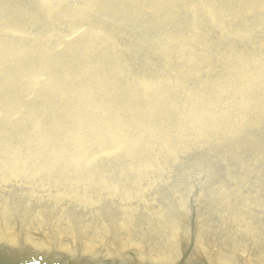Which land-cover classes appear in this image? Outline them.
<instances>
[{
	"label": "rangeland",
	"instance_id": "374dc122",
	"mask_svg": "<svg viewBox=\"0 0 264 264\" xmlns=\"http://www.w3.org/2000/svg\"><path fill=\"white\" fill-rule=\"evenodd\" d=\"M218 1L174 0L172 18L160 21L147 12L127 17L119 3H114L116 9L112 10L114 4L103 9L86 0H0V146L11 148L18 140L36 144L39 141L31 117L38 116L41 127L49 126L51 116L57 112L55 119L63 121L59 112L65 108L69 96L76 97L77 101L86 100L84 109L92 108L94 103L95 111H90L88 117L98 115L86 120H92L90 124L83 121L77 126L98 127L110 133V137L116 133L124 138L123 134L127 133L147 156L139 153L141 162L144 159H151L152 163L166 162L163 147L173 146L176 154L170 157L161 173L167 175L172 168L181 167L184 174L170 177L169 183H178L185 191L183 208V204H178L171 211L159 214L164 218L158 223V220H145L146 208L151 203L145 204V210L139 205L138 209L131 207L126 222L137 220L134 230L125 227L119 216L107 212L103 204L92 207L81 202L84 198L78 194L83 190L69 182L61 181L55 188L51 182L40 183L39 179L31 183L23 180L25 185L14 180L0 181V199H5L4 206L33 209L31 212L85 223L89 222L83 212L96 211V220H101L103 226L145 233L152 224L157 225L154 233L160 232L165 237L172 231L165 222L175 221L178 210L185 209L181 220L190 227L192 223L193 227L200 226L208 234L197 241L264 250V83L259 80L263 76L264 26L238 32L233 24L234 13L240 17L239 11L249 0H224L225 5L217 6ZM220 11L226 24L222 17L212 19ZM227 12L232 18L225 17ZM257 13L264 18V10ZM79 14L89 15L92 23H78ZM246 18L250 23L253 21L251 16ZM90 44L94 49L88 51ZM244 52H255L258 62L243 64L240 58ZM98 73L102 82L96 77ZM144 83L157 89L150 93ZM78 84H83L79 88L86 98L79 95ZM157 95L170 113L164 114L162 105L156 104ZM134 114L137 120L131 124ZM191 119L205 126V139L199 141L202 146L195 153L188 144L190 140L194 142L191 136L202 132V128L198 130ZM145 123L159 128L160 135L152 145H149L152 134L146 131L140 136L134 132ZM15 132H23L25 139L13 136ZM182 135L186 136L185 140H181ZM107 149L118 151L109 146ZM186 151H190L191 157L183 160L179 154ZM100 152L103 150L94 147L87 151L86 157ZM18 153L19 161L31 167L35 157L28 155V147L23 157ZM198 155L204 160L193 166ZM109 159L98 170L118 169L112 172L114 177H120L121 168L132 167L127 163L131 158L128 160L120 152ZM175 162H180V166L172 165ZM153 169L150 167L152 176L137 167L127 175L136 174L150 182L155 177ZM213 169L216 172L211 176L219 177L220 182L208 188L209 193L227 198L231 194L239 195L236 209L232 212L227 209L224 215L223 211L210 210L209 204H215L199 203L198 193L190 192L205 188L202 183ZM2 176L6 175L0 173ZM159 177L168 179V176ZM156 188L163 191L164 187ZM12 197L16 198L13 203L9 199ZM17 197L24 198L25 203ZM33 198L41 204H36ZM67 202L73 203L71 206L79 204L83 212L70 215L67 209L61 210L60 206H66ZM122 203L126 206L125 200ZM194 212L202 216L200 222L196 221ZM211 213L218 221H208L209 228L201 225L210 219ZM231 217L235 222L227 221ZM220 234L223 236L219 237ZM195 237L183 233L176 238L196 241Z\"/></svg>",
	"mask_w": 264,
	"mask_h": 264
},
{
	"label": "bare ground",
	"instance_id": "6f19581e",
	"mask_svg": "<svg viewBox=\"0 0 264 264\" xmlns=\"http://www.w3.org/2000/svg\"><path fill=\"white\" fill-rule=\"evenodd\" d=\"M44 2H51V0H43ZM88 4L97 6L99 8L106 9V7H110L114 3L122 4L123 11H125V14L127 17L130 15L147 12L148 14L154 15L157 17L160 21H169L174 13V0H86ZM224 0H219L216 2L217 6L225 5L223 3ZM174 2V3H173ZM169 5H172L170 7ZM236 8V6H235ZM116 6L115 4L112 7V10H115ZM259 10H264V0H249L246 2L243 6V10L240 12V17L235 16L234 13V20L233 24L238 30V32H244L246 31L248 27H252V29L262 28L264 26V18L260 16L257 12ZM246 12V13H243ZM248 16H251L253 21L251 23L249 20H247ZM217 17L224 18V15L220 11V13L216 16H213V20ZM225 17L228 19L231 17V15L227 14ZM232 18V17H231ZM72 20V19H71ZM73 21V20H72ZM92 23V19L87 14H79L78 15V23L83 22ZM221 21V20H220ZM222 24V23H221ZM226 24V20L224 18V23ZM73 25H75V22L73 21ZM91 28H94L93 26H90ZM95 29V28H94ZM229 30V29H228ZM88 51H91L94 49V46L90 44L88 46ZM242 57L240 58V61L243 62L245 65H252L258 62V56L255 52L248 53L244 52L241 53ZM238 63V62H237ZM263 64V76L259 79L263 81L264 83V58L262 59ZM99 80V82H102V77L100 73L96 76ZM86 83V80L83 84ZM83 84H78V93L79 95H82L86 98V96L81 92V89L79 86H82ZM145 90L152 93L151 90H156L157 87L149 84L144 83ZM112 89V88H111ZM156 93V92H155ZM156 99V104L160 103L162 112L164 114L170 113L171 110L168 109L167 105H163L160 101L161 99L158 98V95L154 98ZM76 97H68L67 104L64 103L65 108L61 110L59 113L63 116V121L59 119H55V116H51V124L49 126H39L41 125L38 116H32L31 122L34 126V133L36 134V139L39 141L36 144H34L32 141H20L18 140L14 145V147L11 148H5V146H0V173L5 174L6 176L0 177V181L7 183L10 180L16 181V183L23 184V180L25 182L31 183L35 182L37 179H39L40 183H50L53 187H58L60 184L69 182L70 185L73 184L77 189L83 190L82 192H79L78 195L84 198L81 202H84L85 204L92 205L94 207V204H103L106 208L105 210L113 215L115 217L119 216L121 219V223H125V227L130 228L134 230L138 226V221L133 219L126 222L127 215L130 213L131 207L135 209V207L138 209L140 206L142 210H145L146 206L145 204L151 203V207L146 208V218L145 220L149 219L152 221H157V223L161 220L159 217V214H165L168 211H171L175 208V205H181L184 203V187H181L178 185V183H169V179L172 176H180V174H184L181 167L172 168L171 171L165 175L161 172L164 168H167L166 164L171 161V156L176 154L173 146L167 145L163 147L162 156L165 159L166 162H157L152 163L153 161H147L146 159H142L141 162V154H143L144 157H147L145 153L140 151V146L138 142L133 140V137H129L127 133L123 134L126 137L121 138L116 133H113L110 137V133H107L104 129L90 126V125H84L83 127H78L77 125L83 124V121H86L88 118L94 119L97 118L93 114L92 117L90 116V111H95L94 109V103H92V108H83L86 100H80L77 101ZM85 101V102H84ZM114 101V100H113ZM91 109V110H90ZM88 114V115H87ZM136 114L132 115L130 118V123L133 124L135 122ZM168 116V115H167ZM195 126L198 128H202V132H199L197 135L191 136V139L194 140L192 142L190 140L189 144L192 148H194V153L197 151V148L202 146V144L199 141H203L204 138V129L205 126L200 124L197 120L191 119ZM109 122H111L110 119H108ZM92 120H88L85 123L90 124ZM105 123V122H104ZM30 124V123H29ZM79 128V129H78ZM159 129V128H158ZM157 128H154L148 123L143 124L139 128H136L134 132L137 135L145 134L147 131L148 133L152 134V138L150 139V144L154 143L156 140V137L160 135ZM81 130V133H78L76 131ZM111 131V130H110ZM80 132V131H79ZM144 132V133H143ZM23 133V132H22ZM21 132H15L13 136L17 137L18 139H25V137H22ZM129 133H131L129 131ZM208 134V132H207ZM186 136L182 135L181 140H185ZM28 147L29 150V156L35 157V161L31 164V167L24 166L22 162L19 161V153H21V156H24L25 153V147ZM111 147L112 149H118L116 152H111V149H107V147ZM94 147H99L103 150V152L96 153L95 156L86 157L87 151L90 149H93ZM137 148V149H136ZM48 149V150H47ZM7 150L6 152H4ZM47 150V151H46ZM122 153L123 156L127 157L128 161L127 163L130 164L132 167L130 169L121 168V174L120 177H114L115 172L118 169H114L112 171H103L98 170L100 166H102V163H108L111 161V157H113L116 153ZM183 160H188V157H191L190 151L186 152H180ZM199 158L195 160L193 166L195 164L200 165V163L204 160L201 158L200 155H198ZM102 159V160H101ZM133 159L135 161H133ZM87 160V161H86ZM146 161V162H145ZM96 163L98 164V167L95 168ZM117 164V163H113ZM180 162L172 163L174 166H180ZM190 165V161H188L187 165ZM204 166H207V163H202ZM186 165V166H187ZM141 168L143 171H140L145 174H150V167L154 168V178H150V182L148 179H143L141 176L134 174L130 175L128 177L127 174L131 171V169L135 168ZM193 168V167H192ZM77 172H81V175H77ZM210 176H207V179L203 181L205 184L202 183L205 188L200 187V189H196V191H190L192 193H195L199 199V203L201 202H211L215 204L216 206H210L211 211H223V215L227 214V209H230L232 212L236 209V206H238V194H231L230 198H227L226 195L220 194H210L209 189L210 187H215V183H219V177H212L211 175H215V170H211ZM108 173V174H107ZM71 175V176H68ZM150 176H152L150 174ZM159 176H168V179L160 178ZM44 178V179H42ZM183 178V177H181ZM146 180V181H145ZM13 181V182H14ZM63 181V182H61ZM142 181V182H140ZM38 182L34 183L38 184ZM170 182H177L172 181ZM15 183V182H14ZM152 184L153 187H150ZM172 184V185H171ZM25 185V184H23ZM46 185V184H43ZM175 185V186H174ZM178 185V186H177ZM159 186H163V191H160L159 188H156ZM157 189V191H155ZM192 189V188H191ZM57 191V190H56ZM63 194L64 192L61 191ZM75 196L76 192H75ZM216 196V197H214ZM220 196L221 198L217 197ZM226 198V200H225ZM11 203L15 202L16 198H9ZM53 201L54 198H52ZM18 201L25 200L24 198L17 197ZM126 201V206L123 201ZM33 201L36 204H41L37 198H33ZM80 201V200H79ZM153 201H156L154 204ZM4 201L0 199V205L4 206ZM44 202V201H42ZM25 203V201L21 202ZM68 204L66 206H60V209L63 210V208L70 211V215H73L76 212H83L81 211V206L79 204L71 206L73 203L67 202ZM136 205V206H135ZM139 205V206H138ZM174 205V206H173ZM184 204L181 206L183 208ZM80 207V208H79ZM196 209L200 207V204L198 206H195ZM86 208V207H85ZM90 208V207H89ZM114 208L118 209V212L114 210ZM216 208V209H214ZM95 209V208H94ZM121 210V212H119ZM28 211H33V209H28ZM79 213V214H80ZM83 216L88 220L89 223H94L97 225L102 224L103 222L101 220H96L97 212L96 211H89L83 212ZM123 217H121V215ZM186 214L185 209L178 210V216L175 221H169L165 222V225L167 224L171 228V234L168 235V237L176 238L179 234L186 233L189 236L197 235L194 240L197 241L198 238L206 237L208 234H206V230L201 229L200 226L193 227L194 224L192 223V227L187 225L186 222H183L181 220L184 219V216ZM195 219L197 222H200L202 216L198 212H194ZM210 214H205V216H209ZM99 217V215H98ZM226 217V216H224ZM166 218V217H165ZM232 219H228L227 221H232ZM218 221L216 219V216L212 215L210 216V219H207L206 221L200 223L203 224L205 227L209 228L208 221ZM226 221V222H227ZM235 222V220H233ZM85 222V221H84ZM87 222V221H86ZM128 223V224H127ZM150 226L147 227V230L145 233L148 234H157L159 235L160 232H155V229H157V225L149 224ZM124 226V225H123ZM165 228V227H164ZM154 229V230H153ZM202 231V233H198ZM144 233V232H143ZM164 235V234H163ZM222 234L219 235V237ZM213 236V235H212ZM223 236V235H222ZM224 236H226L224 234ZM228 239V238H227ZM230 241V239H228ZM217 242L218 239H216ZM232 241L234 242V238H232ZM202 242V241H201ZM232 242V243H233Z\"/></svg>",
	"mask_w": 264,
	"mask_h": 264
},
{
	"label": "water",
	"instance_id": "95a60500",
	"mask_svg": "<svg viewBox=\"0 0 264 264\" xmlns=\"http://www.w3.org/2000/svg\"><path fill=\"white\" fill-rule=\"evenodd\" d=\"M20 244L62 250L59 252L77 260L96 259L101 253L102 258L141 257L149 259L139 261L143 264H169L188 251L187 260L194 262L264 264V250L260 249L165 237L0 205V247L18 248ZM13 258L10 261L0 257V264H18L20 259L15 255Z\"/></svg>",
	"mask_w": 264,
	"mask_h": 264
}]
</instances>
